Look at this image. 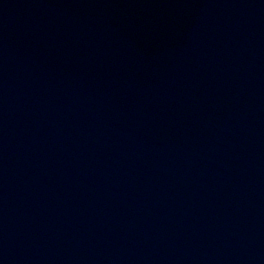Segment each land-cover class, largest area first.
Returning <instances> with one entry per match:
<instances>
[{
  "label": "water",
  "instance_id": "95a60500",
  "mask_svg": "<svg viewBox=\"0 0 264 264\" xmlns=\"http://www.w3.org/2000/svg\"><path fill=\"white\" fill-rule=\"evenodd\" d=\"M0 264H264V0H0Z\"/></svg>",
  "mask_w": 264,
  "mask_h": 264
}]
</instances>
